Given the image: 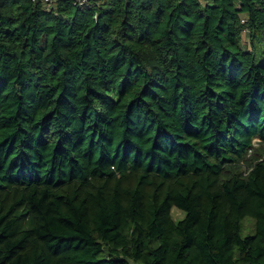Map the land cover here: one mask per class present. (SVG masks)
Segmentation results:
<instances>
[{"label":"trees","instance_id":"trees-1","mask_svg":"<svg viewBox=\"0 0 264 264\" xmlns=\"http://www.w3.org/2000/svg\"><path fill=\"white\" fill-rule=\"evenodd\" d=\"M0 264H264V0H0Z\"/></svg>","mask_w":264,"mask_h":264},{"label":"rangeland","instance_id":"rangeland-1","mask_svg":"<svg viewBox=\"0 0 264 264\" xmlns=\"http://www.w3.org/2000/svg\"><path fill=\"white\" fill-rule=\"evenodd\" d=\"M244 42H245V38H244ZM171 216L175 221H177V220L183 218L184 213H182L180 210H178L176 208H173L171 211ZM252 224H253V220L249 217H247L243 220L242 227H241V235L242 236H247V235L253 234V229H252L253 225Z\"/></svg>","mask_w":264,"mask_h":264},{"label":"built area","instance_id":"built-area-1","mask_svg":"<svg viewBox=\"0 0 264 264\" xmlns=\"http://www.w3.org/2000/svg\"><path fill=\"white\" fill-rule=\"evenodd\" d=\"M32 1H39L47 10H50L55 6L56 3L60 1H69L75 7H87L94 2H100L102 0H32Z\"/></svg>","mask_w":264,"mask_h":264}]
</instances>
